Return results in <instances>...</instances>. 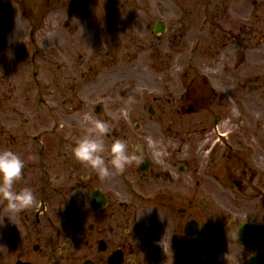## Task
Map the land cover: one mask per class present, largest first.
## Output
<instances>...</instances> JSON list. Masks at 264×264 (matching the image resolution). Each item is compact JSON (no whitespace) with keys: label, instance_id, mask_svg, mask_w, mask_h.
I'll use <instances>...</instances> for the list:
<instances>
[{"label":"flooded vegetation","instance_id":"flooded-vegetation-1","mask_svg":"<svg viewBox=\"0 0 264 264\" xmlns=\"http://www.w3.org/2000/svg\"><path fill=\"white\" fill-rule=\"evenodd\" d=\"M39 2L49 15L75 3ZM168 3L156 4L169 6L164 13L177 16L175 25L163 18L147 25L157 38L149 45L152 55L163 58L151 68L167 72L166 79L148 90L143 106L133 89L122 92L129 119L137 120L134 128L120 129L117 98L102 92L90 109L84 94L89 84L120 86L117 77L94 80L89 72L116 74L122 47L132 69L148 71L141 34L118 32L107 15L133 5L147 14L150 1H92L106 15L93 27L95 63L83 62L74 77L67 65L63 75L53 70L54 85L65 87L58 98L53 89L43 96L41 83L35 87L37 95L26 100L54 105L46 114L38 106L34 128L23 127L30 118L18 108L6 113L17 123L0 129V149L25 159L17 186L33 188L39 207L12 217L14 223L3 221L0 203V264L263 263L264 0H175L174 9ZM158 20L165 22L162 34L154 32ZM62 77L65 82L56 81ZM7 93L1 91L2 107L13 98ZM89 110L109 124L106 143L123 138L143 144V159L109 178L75 160L71 146L83 134L81 117ZM150 139L167 148L163 160L154 156Z\"/></svg>","mask_w":264,"mask_h":264},{"label":"rangeland","instance_id":"rangeland-1","mask_svg":"<svg viewBox=\"0 0 264 264\" xmlns=\"http://www.w3.org/2000/svg\"><path fill=\"white\" fill-rule=\"evenodd\" d=\"M75 2L72 7L60 8L55 11L53 15L47 14L46 9L39 8L41 6L39 0H0V96L1 91L7 88L9 100L5 106L0 104V129L6 127V123L16 124L17 121L10 120L14 117L9 116L7 120L6 113L22 112L23 117L28 116L30 123L25 124L24 128H34L35 113L38 112V106H41V113H52L51 105L33 104L31 100H26L27 96L37 95L35 87L41 83V89L44 92L42 95L50 97L48 91L53 89V97L58 98L59 91L65 90L64 85H54L53 75L54 71L58 74L65 71L64 66L70 67V72L73 77L80 73L81 64L86 61L95 63L97 59L94 57V52L99 48L97 46L90 47V44L96 45L94 40L98 39L96 30L93 27L96 19L100 17L101 13L104 14L103 9H93L92 1L96 0H72ZM140 3L144 1L152 2L151 7L145 9L147 14L137 13V7L130 6L117 10L116 13H109L107 16L115 18L114 26L120 33H139L141 34L138 42L142 44L144 49V56H148V71L140 69H132L131 66L134 62H130L126 57V47H122L121 62L116 74L106 73V70L98 75H93L95 72H89V77L94 80L108 81L113 77H117L120 82L118 88L109 89L107 83L101 84L102 86H92L86 89L89 93L84 94L91 105L100 101V95L104 92V96L117 98V108L121 114L120 129L134 128L137 120H131L128 117V102L123 97L124 90L133 89L137 96L135 97L140 106L147 104L148 90L150 88L155 91L159 89L161 84L157 82L164 81L167 72L155 71L151 65L162 63V57L152 55V49L149 46L152 40H156L151 32L147 29L148 24H153L158 18H163L167 24L172 26L177 22V16L164 13L169 10V6L164 4L163 10L158 8V2H167L174 9L173 5L175 0H133ZM91 4V5H88ZM146 5V4H145ZM148 5L145 6V8ZM175 6V5H174ZM169 8V9H168ZM149 10H152L149 13ZM171 10V9H170ZM113 11V10H111ZM69 21L70 25L66 26ZM73 31V32H72ZM168 29L167 33H170ZM51 33L50 36L47 34ZM170 36H164L167 39ZM152 39V40H151ZM124 43L131 44L132 41H125ZM135 43V42H134ZM102 43H100L101 45ZM99 45V47H100ZM94 48V49H91ZM131 49L134 47L130 46ZM105 49L102 50L105 51ZM96 55V53H95ZM107 57V56H105ZM143 58V57H142ZM145 59V58H143ZM143 64V63H142ZM77 65V67H75ZM75 68V69H74ZM54 70V71H53ZM38 72V76L35 74ZM6 76V77H3ZM53 76V77H52ZM108 77V78H107ZM68 80V79H67ZM66 80V82H67ZM57 82H65V77L56 79ZM25 97V98H24ZM19 98V99H18ZM91 109V108H90ZM5 114V115H4ZM89 114L93 117L103 119L89 110ZM146 115V114H145ZM37 119H42L38 116ZM139 122V121H138ZM142 123L141 128H145V121ZM22 123V121H18ZM55 122L52 121V124ZM127 126H126V125ZM50 126V125H49Z\"/></svg>","mask_w":264,"mask_h":264},{"label":"clouds","instance_id":"clouds-1","mask_svg":"<svg viewBox=\"0 0 264 264\" xmlns=\"http://www.w3.org/2000/svg\"><path fill=\"white\" fill-rule=\"evenodd\" d=\"M47 35L50 36L51 33ZM232 115L238 117L239 109L234 108ZM255 115L257 119L260 117L259 112ZM230 122L228 120L225 123ZM81 126L83 134L72 144V155L75 160L93 169L101 178H109L115 173L123 172L134 162L143 159V144L130 143L123 138H115L106 143L111 129L105 120L85 113L81 117ZM148 143L158 161L167 156V148L162 142L150 139ZM25 166L26 161L20 154L10 148L0 149V203L4 204L6 210L3 221L4 217H7L15 223L12 217H18L27 209L39 207L33 188L17 186L24 176Z\"/></svg>","mask_w":264,"mask_h":264},{"label":"water","instance_id":"water-1","mask_svg":"<svg viewBox=\"0 0 264 264\" xmlns=\"http://www.w3.org/2000/svg\"><path fill=\"white\" fill-rule=\"evenodd\" d=\"M155 25H156V28H155V32H156V33L164 32V31H165V23H164V22H162V21H158V23L155 24ZM263 260H264V259H263ZM262 264H264V261H263Z\"/></svg>","mask_w":264,"mask_h":264}]
</instances>
